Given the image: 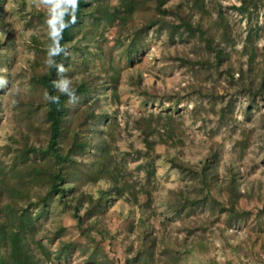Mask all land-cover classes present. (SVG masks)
<instances>
[{"label": "rangeland", "instance_id": "1", "mask_svg": "<svg viewBox=\"0 0 264 264\" xmlns=\"http://www.w3.org/2000/svg\"><path fill=\"white\" fill-rule=\"evenodd\" d=\"M178 2L185 15L193 14V23L201 19L193 0H171L168 7ZM244 3L243 14L234 10ZM202 4L203 23L211 22L223 51L219 65L198 36L180 38V22L170 17L179 28L174 39L151 30L131 57L126 49L141 27L139 14L123 29L105 22L93 26L94 16L84 18V29L69 45L64 75L72 84L86 83L91 94L78 109L70 104L69 115L96 101L97 118L88 128L81 120L72 124L71 131L90 142L76 161L81 171L91 169L105 141L109 171L122 191L118 197L108 180L83 178L75 194L86 197L79 217L58 207L38 225L36 240L62 226L59 240L73 245L67 259L47 264H85L95 247L108 256L101 264H264V90L258 91L264 0ZM45 19L40 0H0V75L8 80L0 88L5 163L4 146L14 150L23 139L47 146L44 92L31 83L48 69ZM223 30L227 44L220 41ZM146 129L152 131L151 149L144 143ZM107 191L102 212L89 210V198L95 202ZM66 201L73 205L69 195Z\"/></svg>", "mask_w": 264, "mask_h": 264}, {"label": "trees", "instance_id": "2", "mask_svg": "<svg viewBox=\"0 0 264 264\" xmlns=\"http://www.w3.org/2000/svg\"><path fill=\"white\" fill-rule=\"evenodd\" d=\"M190 1V0H189ZM116 5L111 7V3ZM171 0H79V7L76 11V22L63 32V39L60 41L65 48L66 54H61L55 59L57 63L67 65L68 50L76 35L84 29V18H92V25L99 26L105 22L108 26L123 29L128 21H131L136 14L141 16V27L134 33L129 41L126 53L131 57L138 52L142 46V38L149 31L157 32L164 30L167 38L174 39L176 30L183 29L180 38H196L204 43L208 53H213V62L219 65L223 62V51L219 48V43L211 33V22L204 25L205 12L202 0H193L194 6L198 7L201 13L198 22L193 23V14H184L182 3L178 2L175 7H168ZM246 6L234 10L243 14ZM92 9V10H91ZM93 14H91V12ZM87 11L89 12L87 14ZM95 14V15H94ZM178 20L180 27L171 26L170 19ZM67 19V18H66ZM211 27V28H210ZM225 30L221 34L220 41L229 43ZM50 43V41L48 40ZM243 78L241 72L240 79ZM58 79L55 68H48L43 74L32 76L31 83L40 87L44 94L59 95V103L52 104L45 100V112L43 123L46 126V148H39L33 144L28 145L26 139L22 140V145L12 150L10 146L2 148L3 154L9 156L8 163L0 160V264H47L53 259L60 261L67 259L72 246L69 243H62L60 234L65 232V228L59 226L55 231H44L40 239L36 240L38 225L55 215L58 209L73 210L78 218V211L86 197L83 193L77 195L78 189L87 177L93 182L99 179L108 180L110 190L120 197L121 189L117 183L114 173L109 171V153L106 151L105 141L102 143L100 155L95 159L91 169L81 171L80 163L76 157L83 156L90 149L88 138L80 137L75 131H71L72 124L82 121L84 128H88L90 122L97 118L95 115L96 101H93L90 108L85 109L79 115H69L71 111L69 98L56 92L53 81ZM77 101L74 109L88 103L91 90L86 83L75 84ZM264 90V77L259 83L258 91ZM89 109V110H88ZM74 114L76 111H72ZM94 128V127H93ZM147 148H152V143L148 140L152 135L150 129L144 131ZM22 139V138H21ZM20 143V142H19ZM83 173H81V172ZM209 171L204 169L202 182L206 186L210 181L206 177ZM111 191L102 192L97 201L93 202L89 198L95 213L102 212ZM73 205L66 201L67 196ZM107 195V196H106ZM108 197L107 199H105ZM179 213V211L177 210ZM91 213V212H90ZM89 214V212L87 213ZM79 226L82 220L78 219ZM96 227L92 226L91 231ZM86 236L90 234L86 231ZM102 234V233H101ZM100 234V235H101ZM46 241V244L43 241ZM93 243L92 239H89ZM58 243V247L52 250L50 246ZM97 246V244H96ZM87 250V249H86ZM85 250V251H86ZM87 250L86 252H88ZM83 252V251H82ZM151 253V252H150ZM151 256V254H148ZM108 256L103 249L94 248V252L86 258L85 264H101L108 261Z\"/></svg>", "mask_w": 264, "mask_h": 264}, {"label": "clouds", "instance_id": "3", "mask_svg": "<svg viewBox=\"0 0 264 264\" xmlns=\"http://www.w3.org/2000/svg\"><path fill=\"white\" fill-rule=\"evenodd\" d=\"M40 5L46 9L44 24L50 41L44 62L48 68H55L57 71L58 79L53 81L56 92L67 96L69 102L75 103L77 101L76 89L72 86L71 79L64 75L65 68L63 64L57 63L55 58L61 54H66V50L60 41L63 39L65 29L76 22L79 0H40ZM7 84L8 80L0 75V88H4ZM44 99L49 103L58 104L60 96L50 95L46 92Z\"/></svg>", "mask_w": 264, "mask_h": 264}]
</instances>
